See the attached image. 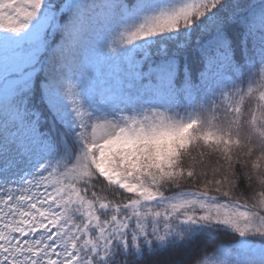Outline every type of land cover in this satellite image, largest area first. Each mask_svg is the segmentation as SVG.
<instances>
[{"label": "snow or ice", "instance_id": "6c2138e0", "mask_svg": "<svg viewBox=\"0 0 264 264\" xmlns=\"http://www.w3.org/2000/svg\"><path fill=\"white\" fill-rule=\"evenodd\" d=\"M0 264H264V0H0Z\"/></svg>", "mask_w": 264, "mask_h": 264}]
</instances>
